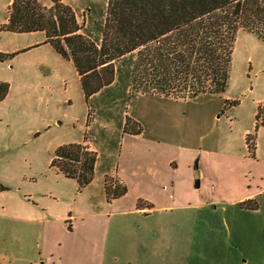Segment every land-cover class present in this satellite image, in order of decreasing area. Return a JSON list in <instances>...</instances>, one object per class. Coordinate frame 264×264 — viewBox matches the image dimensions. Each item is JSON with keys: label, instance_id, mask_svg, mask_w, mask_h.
Segmentation results:
<instances>
[{"label": "rangeland", "instance_id": "374dc122", "mask_svg": "<svg viewBox=\"0 0 264 264\" xmlns=\"http://www.w3.org/2000/svg\"><path fill=\"white\" fill-rule=\"evenodd\" d=\"M40 1L49 5L48 0ZM11 2L0 0V25L7 22ZM107 2L64 0L79 23L89 13L106 9ZM44 40L40 32L0 33V52L18 53L0 62V82L9 85L8 95L0 101V264H28L34 257L36 246L26 220L35 212L54 218L71 212L77 218L87 211V192H78L74 180L50 168L57 147L82 139L83 146L97 154L95 182L89 189L96 201L101 199L104 180L116 177L123 129L131 132L142 125L155 142L184 148L196 144L211 179L196 193L206 203L201 209L156 210L149 217L124 212L126 207L118 212L103 208L101 215L94 212L91 223L107 235V244L122 245L124 262L130 264H264V192L255 197L257 210H245L232 201L226 182L230 169H240L232 159L246 157V172L264 175V128L256 131L255 161L244 137V132L255 133L254 112L257 104H264V41L240 29L226 92L193 103L168 102L152 97L154 91L144 96L131 82L135 53L127 55L118 63L109 93L92 100L87 118L73 64L43 45ZM23 50L27 51L19 53ZM225 100L240 104L223 110ZM130 188L129 199L135 195ZM3 205L7 209L2 210ZM137 207L148 204L139 200ZM62 233L66 235L60 236L61 243L68 237Z\"/></svg>", "mask_w": 264, "mask_h": 264}, {"label": "trees", "instance_id": "16d2710c", "mask_svg": "<svg viewBox=\"0 0 264 264\" xmlns=\"http://www.w3.org/2000/svg\"><path fill=\"white\" fill-rule=\"evenodd\" d=\"M48 1L47 6L40 0H12L0 33H43L42 44L73 64L87 118L92 112V100L109 93L118 63L127 55L135 53L131 82L143 90L144 96L154 91L152 97L191 101L226 92L240 29H248L264 41V0H108L106 9L89 13L82 23L64 0ZM17 54L0 52V62L12 60ZM8 92L9 85L0 82V101ZM238 104L239 101L225 100L223 110H232ZM260 127L264 128V104L256 109L255 133L245 138L252 158ZM141 132L136 127L131 132L123 129L122 133ZM38 136L39 133L35 135ZM96 161L95 152L82 143H70L56 148L50 168L74 180L81 191L92 183ZM104 183L108 203L128 191L117 177ZM240 207L254 211L258 204L248 200Z\"/></svg>", "mask_w": 264, "mask_h": 264}, {"label": "crops", "instance_id": "0c3cea01", "mask_svg": "<svg viewBox=\"0 0 264 264\" xmlns=\"http://www.w3.org/2000/svg\"><path fill=\"white\" fill-rule=\"evenodd\" d=\"M196 100H168V102L193 103ZM260 104H257V107ZM255 115L256 110L254 118ZM142 127V132L139 135H124L118 151L116 177L127 186V193L108 203L103 191L101 199L99 197L95 201L92 198L93 193L90 195L89 189L95 182L96 163L92 183L82 190L84 193L87 192L85 214L75 218L69 212L67 216L54 218L42 213L38 216V213L35 212L26 220L31 226V229L27 231L33 234L32 239L31 235L29 238L32 243L35 242L36 246L34 257L29 258L28 264H130L128 261L124 262L123 253L126 250L122 249V245L107 244V235L103 233L102 229L91 223L92 218H96L94 212L99 213L100 210L107 207L118 212L126 207L124 212L143 213V216L149 217L156 210L167 212L176 207L189 208V210L203 207L206 202H202L199 197H196V193L201 186L211 183V179L205 173L206 167L202 160L205 158L196 148V144L191 146L193 148H184L158 140L155 142L149 136V129L145 125ZM246 133L248 131L244 132V137H246ZM76 143H82V139ZM251 159H253L252 161L256 160V150ZM195 162H197L199 172L200 184L198 188L194 187ZM232 162L240 167V169H230L229 181L226 180L230 186L229 196L233 199L232 201L235 205H240L248 200H256L255 197L264 192V187L260 186L264 184V175L250 169L246 172V157L241 161L232 159ZM241 169L242 171H240ZM234 171L238 172L237 175H234ZM130 187L135 189V195L129 199ZM139 200L146 202L148 207L138 208ZM5 209L7 208L3 205L2 210ZM5 216L4 214L3 217ZM77 220L78 223H76ZM85 222L86 225H83L82 223L85 224ZM78 225L80 226L77 227ZM62 232L68 233V237L63 238L65 240L63 243L59 239H62L60 236L66 234ZM120 238L122 239V237Z\"/></svg>", "mask_w": 264, "mask_h": 264}, {"label": "water", "instance_id": "95a60500", "mask_svg": "<svg viewBox=\"0 0 264 264\" xmlns=\"http://www.w3.org/2000/svg\"><path fill=\"white\" fill-rule=\"evenodd\" d=\"M194 171H195V182H194V187L195 188H198L199 187V184H200V181H199V172H198V165H197V162L194 163Z\"/></svg>", "mask_w": 264, "mask_h": 264}]
</instances>
